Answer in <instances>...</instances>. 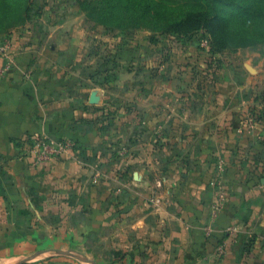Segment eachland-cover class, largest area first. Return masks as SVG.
Returning a JSON list of instances; mask_svg holds the SVG:
<instances>
[{
    "label": "crops",
    "instance_id": "crops-1",
    "mask_svg": "<svg viewBox=\"0 0 264 264\" xmlns=\"http://www.w3.org/2000/svg\"><path fill=\"white\" fill-rule=\"evenodd\" d=\"M21 34L0 35L17 64L0 72V264H264V58L217 74L183 45L184 66L87 77L53 36ZM36 134L75 152L34 166Z\"/></svg>",
    "mask_w": 264,
    "mask_h": 264
},
{
    "label": "rangeland",
    "instance_id": "rangeland-1",
    "mask_svg": "<svg viewBox=\"0 0 264 264\" xmlns=\"http://www.w3.org/2000/svg\"><path fill=\"white\" fill-rule=\"evenodd\" d=\"M33 1L35 6L42 11L41 18L37 20L36 17H33L30 21L14 18L13 22L16 25L7 30L6 35L20 32L22 33L20 37L23 38V33L27 36L30 31L28 39L34 40L36 37L48 39L53 36L51 40L54 43L69 47V54L74 57L69 68L77 75L87 77H95L102 73L119 75L134 70L136 66L133 63L138 62L140 57L144 61H149L156 57L164 58L171 55L175 58L173 59V62H176L175 65L181 67L184 64L177 59L180 57L183 45H191L197 53L201 52L206 55L205 64H208L209 61L211 64L209 67L201 66V69L203 67V71L211 70L217 74L222 68L224 69L223 65H230L236 57L260 55L264 58V41L250 46L238 45L234 41V37L238 34H217L221 41L228 43V46L224 49L225 53L214 55L211 53L212 37L205 31L190 35H175L152 26L140 29L109 28L93 21L87 12L82 10L78 0ZM178 11L181 10L170 11L168 16L185 15V12ZM165 18L162 17L161 20H165ZM24 29H26L25 32H23ZM206 41H208L207 44H205ZM189 53L192 52L189 50ZM157 59L155 62L159 63L161 59L158 61ZM189 67L194 66L192 64ZM154 68L158 69L159 67L154 65ZM95 242L100 243L98 240ZM76 255H79L80 258H89L83 254L76 253ZM77 261L82 262L79 259Z\"/></svg>",
    "mask_w": 264,
    "mask_h": 264
},
{
    "label": "trees",
    "instance_id": "trees-1",
    "mask_svg": "<svg viewBox=\"0 0 264 264\" xmlns=\"http://www.w3.org/2000/svg\"><path fill=\"white\" fill-rule=\"evenodd\" d=\"M78 3L93 21L109 28L152 26L175 35L205 31L212 37L214 55L225 53L228 46L217 34H238L234 41L242 46L264 41V0H78ZM179 9L185 15L168 16V12ZM41 12L33 0H0V35H6L16 25L14 18L39 20Z\"/></svg>",
    "mask_w": 264,
    "mask_h": 264
},
{
    "label": "built area",
    "instance_id": "built-area-1",
    "mask_svg": "<svg viewBox=\"0 0 264 264\" xmlns=\"http://www.w3.org/2000/svg\"><path fill=\"white\" fill-rule=\"evenodd\" d=\"M207 43L208 41L205 42V44ZM11 49V41H6L0 48V54L3 57L7 58L8 61L6 70H0V72L11 71L17 65L16 58L13 56V54H11ZM255 124L256 115L250 114L248 118V128H254ZM24 142L27 145V157L31 159V163L34 166L41 167L44 165H48L54 160L62 158L69 153L75 152V143L71 139H64L58 142H53L46 136L36 134L33 137L26 138ZM226 168V162L224 160H220L218 163L219 174L224 173ZM219 174L211 183L212 187L217 193V202L212 208L213 218L218 217L223 212L227 201L226 191ZM98 176H100V174Z\"/></svg>",
    "mask_w": 264,
    "mask_h": 264
},
{
    "label": "water",
    "instance_id": "water-1",
    "mask_svg": "<svg viewBox=\"0 0 264 264\" xmlns=\"http://www.w3.org/2000/svg\"><path fill=\"white\" fill-rule=\"evenodd\" d=\"M73 256L77 259H79L80 261L84 262V263H91V264H96L95 261H91L88 258H80L79 255L73 254Z\"/></svg>",
    "mask_w": 264,
    "mask_h": 264
}]
</instances>
